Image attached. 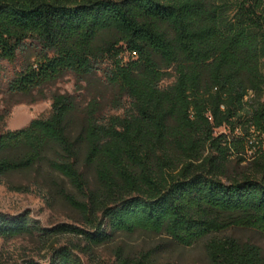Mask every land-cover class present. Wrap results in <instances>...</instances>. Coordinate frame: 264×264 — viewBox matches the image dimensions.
Segmentation results:
<instances>
[{
  "label": "trees",
  "instance_id": "trees-1",
  "mask_svg": "<svg viewBox=\"0 0 264 264\" xmlns=\"http://www.w3.org/2000/svg\"><path fill=\"white\" fill-rule=\"evenodd\" d=\"M70 73L105 92L55 91L49 116L0 129V180L34 174L49 192L62 178L82 197L62 192L83 226L0 210L1 237L51 243L48 263L25 264H109L96 248L139 230L205 241L210 264H264L261 247L222 235L264 232V0H0L6 90L38 92L34 103ZM104 98L123 114H104ZM10 112L0 104V128ZM60 234L78 240L56 246ZM114 256L159 264L124 246Z\"/></svg>",
  "mask_w": 264,
  "mask_h": 264
},
{
  "label": "rangeland",
  "instance_id": "rangeland-1",
  "mask_svg": "<svg viewBox=\"0 0 264 264\" xmlns=\"http://www.w3.org/2000/svg\"><path fill=\"white\" fill-rule=\"evenodd\" d=\"M5 65L8 70L13 71L14 65L9 63ZM172 81L173 79H167L164 84L167 85ZM44 90L48 97L33 103L32 99L40 97L41 94L35 92L32 95H12L6 90L5 81H0V104L3 108H10L11 111L5 119V124L0 129H20L29 124L30 120L34 118L49 116L52 112L51 95L55 91L75 94L80 97L81 101L105 92L102 86L93 88L85 82H78L71 73L55 81L54 84L47 85ZM103 103H105L103 107L104 114H123V109L116 110L113 108L107 98H104ZM219 131L224 132L223 129ZM253 147H250L247 154L249 160L254 159L257 155V149H252ZM248 163L245 161L236 168L242 170ZM80 168L93 180L92 170L89 166L80 163ZM35 178L34 174L26 176L14 174L7 180H0V210L11 216L29 213L42 227L47 228L56 227L61 223L84 225L81 213L62 194V192H66L80 199L82 198L71 183L58 178L61 184L48 192L36 185ZM24 187L28 188L25 190ZM229 234L242 242L249 241L256 244L264 252V232L244 227L230 228L222 235ZM72 240L78 239L71 235L60 234L53 242L56 246H59V244L69 243ZM121 246H124L133 256H137L142 252H152L159 264H210L206 255L205 241H198L195 245L186 247L171 241L164 235L141 230L131 235H118L115 241L99 246L95 251L104 261L115 264L114 250ZM51 253V243L41 242L38 235L21 236L13 239H5L0 236V261L4 264H25L29 260L48 263Z\"/></svg>",
  "mask_w": 264,
  "mask_h": 264
}]
</instances>
